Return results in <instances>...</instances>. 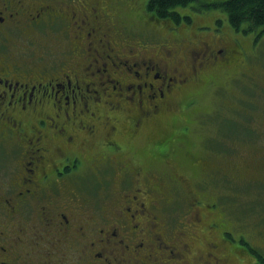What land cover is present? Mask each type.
<instances>
[{
	"label": "rangeland",
	"instance_id": "rangeland-1",
	"mask_svg": "<svg viewBox=\"0 0 264 264\" xmlns=\"http://www.w3.org/2000/svg\"><path fill=\"white\" fill-rule=\"evenodd\" d=\"M24 1L33 9L41 4L52 8L66 7L68 3L75 6L60 9L66 11L65 16L55 9L53 17L57 24L51 26L43 20L30 37H17L11 27L5 30L6 27L0 26V59L8 55L9 60L24 69H40L45 78L51 74L54 81L64 80L60 78L64 74L72 78L78 75L84 84L95 81L101 95L96 101L97 94L86 91L85 95H78L79 103L73 102L75 108L81 105L78 112L83 108L81 102L88 103V109L82 111L86 119L81 123L86 124L91 118L90 111H94L97 128V138H82L83 164L87 169L80 165L73 177L74 184L79 176L84 181L78 195L102 200L105 206L114 202L115 197L120 198L121 185L127 188L132 183L120 181L121 164L139 172L135 173L137 177L140 175L138 183L146 185L152 179L150 182L156 187L145 198L141 233L138 227L134 232L144 238V249L151 254L142 255L134 263L255 264L256 257L249 246L264 254V32L258 36L257 30L237 31L222 8H194L193 3L174 8L190 16V20L182 17L175 22L147 10L148 0ZM197 1L203 4L218 0ZM109 5L112 7L108 8ZM92 7L97 12L107 11L108 15L102 16L107 20L102 19L99 26L93 20L96 26L93 38L87 34L90 29L78 38L77 23L71 26L67 22L71 17L80 21L87 14L92 18L95 12ZM45 20L50 21L48 17ZM104 33H110L107 38L112 51L106 45ZM99 37H103L105 45L99 43ZM224 40L239 43L240 54L235 62L222 66L218 73L204 68L199 74L201 82L209 77L207 83L197 85L198 78L191 79L185 88L177 89L178 96L175 94L171 103L164 104L155 117L143 119L136 134L132 130L136 110L110 108L104 90L108 95L113 93L112 84L88 72V49L92 45L103 53L121 55L156 52L155 57H165L175 74L181 71L191 75L193 56L204 51V41L220 45ZM10 47L13 57L6 53ZM113 59L119 65L110 61L109 72L122 68L118 58ZM199 62L195 61L198 70L202 61L200 65ZM160 65L164 68L165 62ZM112 100L115 104L114 96ZM68 107L74 109L71 103ZM78 118L74 120L79 121ZM112 125L117 131L116 143L120 145L117 149L107 146V139L102 140ZM0 142V172H9L16 162L13 150L17 147L15 143ZM174 176L179 180L173 181ZM189 188L193 190L191 195ZM73 191L79 190L74 187ZM56 200L62 202L64 198L58 194ZM8 217L11 242L8 244L22 253L18 254L21 264H71L66 262L67 258L71 260L69 254L66 258L61 253L51 257L59 249L57 244L54 250L49 249L50 241L57 236L45 239L36 233L39 225L43 226L39 217L20 219L11 212ZM107 218L109 224L116 225L112 222L116 219L122 223L121 217L114 213H108ZM157 218L155 225L152 220ZM131 240L133 244L138 241L132 235ZM165 244H169L167 249ZM143 260L146 262L142 263Z\"/></svg>",
	"mask_w": 264,
	"mask_h": 264
},
{
	"label": "flooded vegetation",
	"instance_id": "flooded-vegetation-1",
	"mask_svg": "<svg viewBox=\"0 0 264 264\" xmlns=\"http://www.w3.org/2000/svg\"><path fill=\"white\" fill-rule=\"evenodd\" d=\"M68 4L62 8L41 4L33 9L28 7L24 0H0V26L6 27L5 30H10L11 27L17 37H30L35 26L43 20L55 26V9H70L75 6ZM92 8L95 11L92 12V18L87 14L85 19L77 21L71 17L67 22L71 26L77 23L76 26L80 28L76 32L78 38L81 34L85 35L86 29H90L87 32L89 37L96 36L95 25L99 26V22L106 19L102 16H105L107 11L97 12L96 7ZM60 11L63 16L67 14L66 11ZM72 14L76 15L75 10ZM46 17L50 21L45 20ZM93 20L98 22L93 25ZM108 35L110 33H104L106 45L112 51ZM97 40L105 45L103 37ZM204 46L202 53L198 52L193 56L190 68L192 74H182L180 71L177 75L169 68L165 57H155L156 52L121 55L116 52L112 54L110 51L103 53L97 46L90 45L88 72L92 73V76L103 77L102 81L112 84L113 93L108 95L104 90L108 97L105 102L110 108L127 107L136 110L132 128L133 134H136L143 119L155 117L162 111L164 104L171 103L175 94L178 96L177 89L185 88L191 79L198 78L197 85L207 83L208 76L201 82L200 74L204 68L218 73L222 66L233 64L240 54L239 43L232 40L221 41L220 45L204 41ZM11 49L10 47L6 53L13 57ZM114 57L118 58L122 68L109 72V62H117ZM198 59L202 61L199 70L195 67V61L199 62ZM163 62L164 68L160 65ZM118 65L117 62L116 66ZM94 66L96 69H93ZM183 68L185 73L187 65ZM51 76L47 74L45 78L40 69H24L21 64L9 60L8 55L0 59V141L15 143L17 147L13 150L14 153L16 151V162L9 172H0V264H21L18 254L22 253L12 244H8L11 243L8 217L10 212L20 219L33 216L35 220L39 217L43 226L39 225L36 233L41 238L57 236L50 241L49 249L54 250L56 244V248H59L52 252V258L61 253L65 258L70 255L71 260L67 258L66 262L71 264H134L136 254L137 257L151 254V251L144 249V238L134 232L138 227V232L141 233V217L146 212L145 198L148 193L154 192L156 187L150 182L152 179L146 185L138 183L140 175L137 177L135 173L139 172L121 164L118 174L120 181L132 183L127 188L124 183L121 185L120 198L115 197L114 202L105 206L102 200L83 196L82 193L78 195L83 189L84 181L81 176L76 175L79 178L74 184L73 177L80 165L87 169L83 164L85 147L81 144L82 138H97V128L94 123V111H90L91 118L86 124L81 123L86 119L82 117V111L88 109V103L81 102L83 108L78 112L81 105L78 104L75 108L76 103L73 102L79 103L78 95H85L86 91L90 93L93 90L97 94L96 101H99L101 95L94 86L95 81L84 84V79H79L78 75L72 78L70 74L60 76L64 80L54 81ZM112 96L115 97V104H112ZM70 103L74 109L68 107ZM191 104L193 103L189 105ZM76 117H79V121L74 120ZM114 129V125L110 126L107 136L102 137V140L107 139L106 145L117 149L120 145L116 143L118 137ZM5 148L8 149V146ZM171 179L179 180L176 176ZM74 187L79 191L74 192ZM159 189H162V186H159ZM188 191L190 195L193 192L190 188ZM97 193L99 194V191ZM58 194L64 201L56 200ZM149 197H152V194ZM152 201L158 202L155 198H152ZM108 213L121 217L123 224L117 219L112 221L116 225L109 224ZM152 221L155 225L158 224V218ZM130 232L132 238L138 240L135 244L132 243ZM168 246L169 244H165L164 248L167 249Z\"/></svg>",
	"mask_w": 264,
	"mask_h": 264
},
{
	"label": "trees",
	"instance_id": "trees-1",
	"mask_svg": "<svg viewBox=\"0 0 264 264\" xmlns=\"http://www.w3.org/2000/svg\"><path fill=\"white\" fill-rule=\"evenodd\" d=\"M189 3H193L194 8L196 6L200 8H222L227 13L230 25L237 31H244L246 33L247 31L257 30L258 36L264 32V0H218L203 4L197 0H148L147 10L153 11L161 17L171 18L175 22H180L182 17L190 20V16L188 14L182 15L179 11L174 10V8L179 5L186 6ZM207 215H210V213ZM249 248L256 257L255 264H264V254H261L254 247L249 246ZM136 255L134 260L141 259V257H137Z\"/></svg>",
	"mask_w": 264,
	"mask_h": 264
}]
</instances>
